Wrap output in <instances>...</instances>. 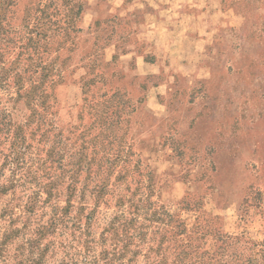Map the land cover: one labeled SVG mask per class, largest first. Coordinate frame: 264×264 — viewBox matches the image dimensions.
Instances as JSON below:
<instances>
[{
	"label": "rangeland",
	"instance_id": "374dc122",
	"mask_svg": "<svg viewBox=\"0 0 264 264\" xmlns=\"http://www.w3.org/2000/svg\"><path fill=\"white\" fill-rule=\"evenodd\" d=\"M1 2L0 53L22 61L26 88L41 77L38 63L63 82L50 111L28 123L24 104L13 115V73L0 80V264H264V0H222L195 62L172 60L151 42L154 29L138 27L142 12L125 5L121 15L112 0ZM97 2L102 17L82 20ZM10 28L23 40L9 43ZM35 29L49 39L34 34L29 44ZM112 42L137 45L149 63L130 55L108 63ZM115 91L118 126L93 130L101 140L93 145L90 106L103 109ZM86 136L89 155L95 146L98 157H121L111 174L108 161L100 174L96 163L90 174L70 162ZM21 139L26 151L13 145Z\"/></svg>",
	"mask_w": 264,
	"mask_h": 264
},
{
	"label": "trees",
	"instance_id": "16d2710c",
	"mask_svg": "<svg viewBox=\"0 0 264 264\" xmlns=\"http://www.w3.org/2000/svg\"><path fill=\"white\" fill-rule=\"evenodd\" d=\"M1 4L3 6H11L13 4V0H2ZM70 22V21H69ZM97 23H99V21H96V25ZM91 29V26L88 28V30ZM4 27L2 26V19L0 20V32L4 31ZM9 31H15L14 34L12 36L9 37V43L11 44H15L16 42H18L19 40H23L22 36L20 35L21 31L20 28H10ZM42 30L38 31L37 29H35V31H32V34L29 35L28 42H30L29 44H33L36 45L39 40V38L35 37V35H39V34H45L44 37L42 38H48L49 39V35H46V33H41ZM11 33V32H10ZM35 34V35H34ZM115 43H111L106 47L112 46ZM24 48L25 47V43H24ZM115 53L113 54L112 60L108 61V63H113L116 59L120 58V56L122 55V51H119V47L117 44H115ZM126 53V50L123 51ZM5 53H0V80L3 82L5 79H7L11 73H13V78H14V84L17 88V96L14 97L12 99L13 104H14V108H15V113H13V115L16 117V120H18L20 117V112L18 111V107L16 104H24L26 107H29L31 113H29L27 115V119L26 122H31L33 119H35L37 117V114L42 117L43 115H46L48 111H50L51 108V99H54V102L56 101V97L54 95V91L53 89L55 88L56 85L60 84L63 82V79H58L55 80L54 77H50L49 75V71L47 70V68L50 66L48 65L46 67V65H42L41 63H38L39 66H41L42 68V73H41V77L39 78L38 81H34L32 83H30V86L28 88H26L25 83L26 80H32L29 77H26L22 71L23 69V65H22V61L19 60L18 58H14V59H10V60H6L4 58ZM6 60V61H5ZM32 65V63H31ZM99 64L93 62V64L91 65V67H98ZM29 78V79H28ZM96 83V77H91L90 79H83L82 81V89L85 95H87V92H89L90 88L92 85H94ZM118 97L117 92L115 91L110 97H107V99H105V104L101 103V105L103 104L104 108L100 109L99 108V102L98 103H94L93 106H90L92 108V112L90 111L91 114H93L94 116V121L89 125L86 126L84 128V132L85 134H87V136L89 137L88 140L90 143L97 144L99 142H101V140H99L97 135H91V132L97 128H101L104 125H109L110 131H113L112 127L118 126V121L114 124L113 121V117L111 115V109L113 107H111L114 103L115 98ZM85 101H87L86 97L84 99ZM38 107L42 108V112H40V109ZM16 128H15V134H14V138L19 139L22 137V132H23V125L19 122L16 121ZM120 124V122H119ZM45 132H48V130H45ZM83 132V134H84ZM63 130H60L58 132V134L56 135L58 137V142L61 141L62 142V137H63ZM84 134V135H85ZM45 136H47V134H43ZM87 136L83 139V144L80 145L79 147V155L76 156L74 159H71V163H74L76 165L79 166L78 170L84 168V167H88V172L91 174L92 171V165L93 164H97L99 166V171L98 174L102 173V168L103 164L108 161V166H106L105 168L107 169V172H109V174H111L114 171V168L116 167L118 161H120L121 157L119 155H115L114 157L110 158V157H106V156H101L98 157L97 155V149L94 146L93 152L90 153V155L86 152V150L88 149L87 147ZM24 140V139H23ZM64 141V140H63ZM17 144H20V151H26L29 147V145H25V143H23L22 139L19 141H15L13 143L14 146H16ZM56 144H54V146L50 149L49 154L54 155L55 150L56 149ZM106 146H103V148H105ZM81 149V150H80ZM119 154V153H118ZM78 174L79 172H76V174H72L70 177V181L68 182V191H70L71 193H73L75 191V183L78 181ZM89 174V175H90ZM107 179V178H105ZM52 183H54L52 181ZM50 192V191H48ZM93 192L96 194V199H103L104 195L107 192V188H106V184L102 183L101 186H97L96 189H93ZM185 254H187V249H184Z\"/></svg>",
	"mask_w": 264,
	"mask_h": 264
},
{
	"label": "crops",
	"instance_id": "0c3cea01",
	"mask_svg": "<svg viewBox=\"0 0 264 264\" xmlns=\"http://www.w3.org/2000/svg\"><path fill=\"white\" fill-rule=\"evenodd\" d=\"M112 1L118 7L116 8L121 15H123L122 9L125 5L128 6L130 12L133 10L134 15H136L135 11L142 12L144 20L139 23L138 27L143 29L147 26L150 32L155 31V40L151 42H154L158 49L165 47L163 52L173 57L172 60L180 59L186 62H195L199 59L204 47L211 41L217 19L224 15L221 8L222 0ZM98 6L99 2H97L96 7L92 6L86 9L82 14V20H85L87 14L91 15L92 18H95L94 16L102 17L104 11L101 12V7ZM110 10L112 11V9H108L107 12H111ZM99 17L96 19L100 20ZM124 45H118L119 51L125 47ZM110 47H114V54L116 51L115 44ZM123 51L125 49H122V57L130 55V59L135 58L137 64L149 63L147 53L145 51L139 52L137 45L134 50L128 49L124 54ZM133 74L136 75L137 73Z\"/></svg>",
	"mask_w": 264,
	"mask_h": 264
}]
</instances>
